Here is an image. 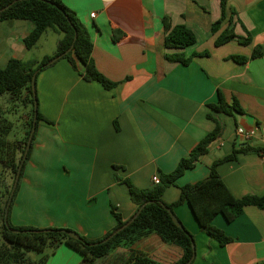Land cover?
<instances>
[{
    "label": "crops",
    "instance_id": "obj_1",
    "mask_svg": "<svg viewBox=\"0 0 264 264\" xmlns=\"http://www.w3.org/2000/svg\"><path fill=\"white\" fill-rule=\"evenodd\" d=\"M60 1L86 25L97 69L117 85L106 89L85 81L66 59L39 74V110L51 124L39 123L13 202V225L66 228L90 240L103 238L117 226L112 207L125 221L137 211L129 188L118 179H128L141 190L154 187V175L173 172L215 129L212 114L224 122V132L165 190L166 204L179 201L181 187L206 179L213 162L235 147H264V136L245 142L237 135L238 127L264 123V53L248 63L232 59L249 58L258 45L264 48V0H226L227 18L231 9L236 12L235 34L247 38L245 26L252 43L234 39L221 46L215 42L228 22L217 33L212 30L221 17L222 0ZM166 19L173 27L186 26L196 42L186 49L168 48ZM32 29L28 20L0 24V68L13 58L39 61L33 55L38 45L27 50L24 42ZM177 55L192 61L185 65L171 59ZM220 92L230 105L237 100L244 113L228 116L209 108L218 103ZM218 171L234 196L264 195V158L259 153H241ZM174 212L195 237L194 264H264V209L247 207L233 222L216 216L214 225L231 239L225 246L201 230L189 203ZM130 249L163 264H175L183 255L180 247L165 243L155 232ZM115 252H127V246ZM81 261L78 252L62 244L47 264Z\"/></svg>",
    "mask_w": 264,
    "mask_h": 264
},
{
    "label": "trees",
    "instance_id": "obj_2",
    "mask_svg": "<svg viewBox=\"0 0 264 264\" xmlns=\"http://www.w3.org/2000/svg\"><path fill=\"white\" fill-rule=\"evenodd\" d=\"M226 8L227 1L222 0L221 17L213 24L212 32L215 34L221 30L225 21L228 22V27L220 32L215 42L216 46L227 44L234 39L250 45L252 38L248 29L244 26L247 38L237 36L233 25V16L236 12L231 9V17L227 18ZM11 20H28L33 24L32 31L24 39L27 50L36 47L48 30L60 34L61 38L52 56L47 55L33 62L13 58L5 68H0V163L4 169L0 175V240H2L0 264H47L50 253L62 244H66L82 256L80 264H163L142 252L130 249L137 240L151 232H155L165 243L182 249L183 255L175 264H194L197 250L195 237L177 218L174 212L176 206L189 203L201 230L223 246L230 243L231 239L214 225L216 216L221 214L226 221L233 222L247 207L256 206L264 209V195L241 198L234 196L218 171L219 165L237 161L241 153L264 154V147L251 148L243 144L235 147L231 154L213 162L206 179L181 187L178 202L172 204L163 202L165 190L176 185L177 180L209 152L210 145L224 132V122L212 114L209 115V119L215 123V129L195 145L190 156L180 161L173 172L161 174L159 185L141 190L128 179H118L129 188L137 211L134 217L125 221L115 207H112L111 212L117 226L103 238L90 240L66 228L44 229L13 225L11 221L13 202L18 195L26 166L32 157L39 123L44 120L51 124L39 110L37 95L39 74L54 67L60 60L66 59L73 71L85 81L98 82L106 89H113L117 84L108 80L97 69L92 57L94 44L86 25L62 1L0 0V24ZM164 23L168 48L186 49L196 42L195 34L186 26L181 24L173 27L167 19ZM114 38L117 40L115 31ZM263 53V46L258 45L249 58L233 56L232 59L238 63H248L261 57ZM171 59L185 65L192 61V58L184 59L178 55ZM79 66H82L84 71L81 72ZM209 108L228 116H233L234 112L244 113L237 100L234 99L233 104H228L222 92L218 103L209 105ZM19 112L22 113L17 117ZM19 122L23 124L25 135L21 138H11ZM173 216L180 225H177ZM70 232L76 233L78 238L70 237L68 235ZM124 246H127V252H115ZM33 254L41 256L33 258Z\"/></svg>",
    "mask_w": 264,
    "mask_h": 264
},
{
    "label": "rangeland",
    "instance_id": "obj_3",
    "mask_svg": "<svg viewBox=\"0 0 264 264\" xmlns=\"http://www.w3.org/2000/svg\"><path fill=\"white\" fill-rule=\"evenodd\" d=\"M60 37V34L48 30L47 33L43 36L41 42L38 44L36 50H34L33 55L35 56L36 60H41L42 56L45 54H48L49 56H52L56 52L57 40ZM22 112H19L17 117H19V114ZM25 135V130L23 129V124L21 122L17 123L16 129L14 131V134L11 136V138L17 137L21 138ZM4 169L2 164L0 163V175L3 173ZM2 245V240H0V246ZM50 252V250L48 251ZM41 255L33 254V258H39Z\"/></svg>",
    "mask_w": 264,
    "mask_h": 264
},
{
    "label": "built area",
    "instance_id": "obj_4",
    "mask_svg": "<svg viewBox=\"0 0 264 264\" xmlns=\"http://www.w3.org/2000/svg\"><path fill=\"white\" fill-rule=\"evenodd\" d=\"M95 17V14H92ZM238 138L244 140L245 142L254 140L260 136H264V123L261 125H257L251 129H246L244 127H238L237 129ZM264 158V154L261 155ZM153 184L159 185L161 183V177L158 175L153 176Z\"/></svg>",
    "mask_w": 264,
    "mask_h": 264
},
{
    "label": "water",
    "instance_id": "obj_5",
    "mask_svg": "<svg viewBox=\"0 0 264 264\" xmlns=\"http://www.w3.org/2000/svg\"><path fill=\"white\" fill-rule=\"evenodd\" d=\"M173 218H174V220H175V222L177 223V225H180V223H179V221L177 220V218L175 217V216H173ZM68 235L70 236V237H72V238H75V239H77L78 238V236H77V234L76 233H68Z\"/></svg>",
    "mask_w": 264,
    "mask_h": 264
}]
</instances>
